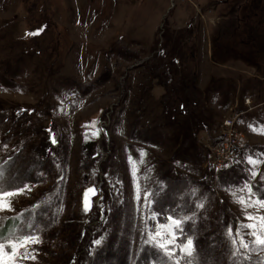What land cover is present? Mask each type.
<instances>
[{
	"label": "rangeland",
	"instance_id": "1",
	"mask_svg": "<svg viewBox=\"0 0 264 264\" xmlns=\"http://www.w3.org/2000/svg\"><path fill=\"white\" fill-rule=\"evenodd\" d=\"M173 3L0 0V187L23 190L0 234L39 238L19 264H184L151 238L169 217L198 264L264 262L235 235L264 230V0ZM240 110L212 170L204 144Z\"/></svg>",
	"mask_w": 264,
	"mask_h": 264
},
{
	"label": "snow or ice",
	"instance_id": "2",
	"mask_svg": "<svg viewBox=\"0 0 264 264\" xmlns=\"http://www.w3.org/2000/svg\"><path fill=\"white\" fill-rule=\"evenodd\" d=\"M249 162L253 163L251 159ZM2 175L3 171L2 168H0V176ZM249 191H251V189H249ZM22 192V189L20 190V193L7 192L3 187H0V212L11 211L12 197L17 194H21ZM6 196L8 197L7 201H5ZM85 196L87 197V192L85 193ZM240 202H243V198H241ZM257 203L260 205V207L264 208V200H259L257 201ZM200 207H203V205H200ZM85 210L87 211V207L85 208ZM247 219L251 220L254 218L252 216H248ZM0 220H2V218H0ZM168 220L171 221V223L160 224L151 237H160L161 241H164L156 246L160 250L164 251L170 259L176 255L173 249L178 248L180 253L183 254L181 256V259L183 260L184 264H198V253L196 251V245L194 244L193 239L189 236H182V224L184 223V220L174 219L172 217H169ZM260 220L264 221V217H260ZM161 229H163L164 231L162 232ZM242 229H251L250 232L246 233V235H251L254 237L251 243L246 242L243 239V236L241 235ZM228 235L230 238V242L233 245H236L237 241L235 239H232L233 230L231 228L228 231ZM235 235L240 237L239 248L250 249L251 245L255 244L259 245L261 250H264V230L258 232L257 225L241 224L235 230ZM5 241H7V243ZM32 243H39V238L25 234H11L7 238H5L2 234H0V264H5V256H8L10 258L8 264H19V261L21 259H34V257H30V253L28 251V247ZM96 243L99 244L100 241H96ZM18 245L20 246V251H17ZM239 248H235L234 253H238ZM176 264H180V260H177ZM262 264H264V262H262Z\"/></svg>",
	"mask_w": 264,
	"mask_h": 264
},
{
	"label": "built area",
	"instance_id": "3",
	"mask_svg": "<svg viewBox=\"0 0 264 264\" xmlns=\"http://www.w3.org/2000/svg\"><path fill=\"white\" fill-rule=\"evenodd\" d=\"M251 102L250 97H245L243 105L249 107ZM243 112L242 110L236 111L233 117H228L222 121L221 126L225 136H217L211 144H204L206 147V165L212 170H219L225 167L228 163V158L233 157L237 152L240 140L234 122Z\"/></svg>",
	"mask_w": 264,
	"mask_h": 264
},
{
	"label": "trees",
	"instance_id": "4",
	"mask_svg": "<svg viewBox=\"0 0 264 264\" xmlns=\"http://www.w3.org/2000/svg\"><path fill=\"white\" fill-rule=\"evenodd\" d=\"M175 54V53H174ZM173 53H172V56L174 55ZM161 55H163V53L161 54ZM164 55H165V58L166 57H168V58H170L169 57V55H171L170 54V52L169 51H167L166 53H164ZM162 61V60H161ZM182 107V104L180 103L178 106H176V107H172L173 108V110H170L171 112H179V113H182V114H185L184 112H183V109L181 108ZM192 134V133H191ZM186 137V138H185ZM184 137V142H183V144L184 145H186V144H190L191 143V141H188V143H187V140H185V139H191V136H190V138H189V135H187V133H186V136ZM189 147V149H185V150H191V148H193V146L191 145V146H188ZM14 225V221H8L7 222V224L5 225V227H3V233H4V235L7 233V231H9V230H11L12 229V226ZM3 235V234H2Z\"/></svg>",
	"mask_w": 264,
	"mask_h": 264
},
{
	"label": "water",
	"instance_id": "5",
	"mask_svg": "<svg viewBox=\"0 0 264 264\" xmlns=\"http://www.w3.org/2000/svg\"><path fill=\"white\" fill-rule=\"evenodd\" d=\"M174 5V3H173V0H171V6H173ZM164 19V18H163Z\"/></svg>",
	"mask_w": 264,
	"mask_h": 264
}]
</instances>
